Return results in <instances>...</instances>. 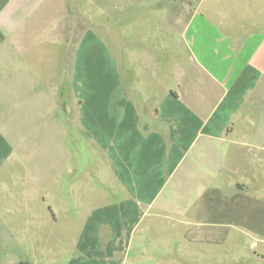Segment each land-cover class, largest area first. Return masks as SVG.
Masks as SVG:
<instances>
[{
    "label": "crops",
    "instance_id": "1",
    "mask_svg": "<svg viewBox=\"0 0 264 264\" xmlns=\"http://www.w3.org/2000/svg\"><path fill=\"white\" fill-rule=\"evenodd\" d=\"M252 1L7 0L0 5V109L9 107L20 117L30 108L34 116L46 117L61 107L69 135L76 136L62 180L54 177L46 185L53 204L66 206L76 198L79 205L73 215L70 209L62 214L67 221H82L75 253L63 264H127L140 219L153 216L148 229L163 220L175 226L170 222L192 213L197 217V205H207L217 189H226L225 195L234 190V204L262 207L264 7ZM53 7L60 19H54ZM86 7L96 12L94 29L86 27ZM112 7L114 18L126 16L125 31L114 25ZM102 16L114 21L102 25ZM3 141L0 136V178L17 177L21 167L4 164ZM87 143L94 182L107 191L104 199L74 196L86 169ZM37 187L30 184L24 199L17 196L23 212L7 209L10 219L0 212V235L35 236L39 220L57 223L54 206L37 213L32 198ZM81 202L106 205L85 212ZM242 207L223 210L224 219L237 221L223 225L264 241V213ZM212 214L208 206L201 208L200 217ZM19 246L2 250L0 264H59L32 258ZM134 250L141 260L130 264H161V259L180 264L175 257L156 256L159 246ZM259 255L264 257V249Z\"/></svg>",
    "mask_w": 264,
    "mask_h": 264
},
{
    "label": "rangeland",
    "instance_id": "2",
    "mask_svg": "<svg viewBox=\"0 0 264 264\" xmlns=\"http://www.w3.org/2000/svg\"><path fill=\"white\" fill-rule=\"evenodd\" d=\"M6 2L7 0H0V5L6 4ZM254 2L256 0L251 3L253 4ZM256 5L264 7V0H257ZM57 8L53 7L55 20L57 17L59 19L62 17ZM72 10L75 14V22H77L78 11L76 7ZM86 10L89 11L85 19L86 27L94 29L91 24L94 21L93 16L97 18L96 12H93L91 7H86ZM114 10L115 7H112V13L109 14L116 20L114 25L123 28L122 30L125 31L126 16L114 18V16L116 17ZM110 16H102L98 20H100L102 25H109L110 21H114L110 20ZM74 18H71L70 21L74 22ZM124 46L126 48L125 44ZM0 110L5 111L4 116L0 115V136L3 137V143L6 147L4 164L6 166L16 165L21 167V172L17 177H14L13 174H5L0 178L1 214L7 215L6 218L10 219L12 216L6 214L7 209L17 211V214L23 212L25 210L23 205L24 196L29 192V185L31 184L33 187L35 182L38 187L35 195L32 194V198H36L34 206L37 213H48L50 212V207L53 206L54 210L58 212L57 223L54 222L52 225L49 223L47 226L46 221L39 220V230L35 236L0 235V255L3 254L4 250H14L16 245L19 244L21 251L29 253L32 258H35L34 255L36 254V258L39 261L51 260L63 264L69 261L75 253L73 251H75V245L79 240L78 231L79 227L81 228L82 221H67L62 214L66 209H70V215H73L79 205L75 204L77 203L76 198L73 201L70 200V204H66V206L63 203L64 209L60 202L53 204L50 197H48L50 193H47L46 185L54 177L62 180L64 165L68 160V150L76 148V136L69 135L62 118L63 110L61 107L51 108L46 117L34 116L35 113L30 108L22 109L20 117H15L9 107ZM38 111L40 109H37ZM50 114L51 116H49ZM84 149L85 167L83 166L82 168L86 169L79 174V179L77 180L80 185L74 189L76 192L74 196L79 198L85 196V198L89 199L90 196L96 195L97 197L102 196V199H104L107 191L104 188H99L97 183L94 182L92 172L94 171L95 163H93L94 160L88 143ZM12 181L19 183V190L12 187ZM225 190L217 189L212 194V198L208 199L207 205L198 204L197 217L192 213L187 217L170 222L175 226L171 227L169 220H163L164 224H160L156 229H148V224L154 220L153 216L140 219L135 238L130 244V246H133V250L129 251L130 258L127 264L133 263L138 259L141 260L139 252L134 250V247L142 244L152 248L155 246L161 247V253L157 252L156 256L159 257L161 254V257H175L176 260L180 261V264H264V257L259 255L261 249H264V241L261 237L242 235L235 230H228L225 228L227 226L223 225L227 222H237L224 219L222 216L223 210L227 213H232L242 207L234 204L235 199L231 196L234 190H231L232 193L230 192V194L227 193L226 195L224 194ZM19 194L23 199L17 200ZM108 200L113 202L111 205L116 204L112 197L109 196ZM252 203L248 202L245 207H242V210L246 211L250 208V210L257 211V213H264V204L257 209ZM79 204L81 211L85 212L90 211L92 207L106 205L103 202L100 205L82 204V202ZM204 206H208L213 214L205 216V218L200 217L201 208H204ZM139 207L142 206L139 205ZM67 210L65 211L66 213ZM11 220L10 222H12ZM179 220L180 223L178 222ZM251 221L261 222L254 221V219ZM262 225L261 231H264V224ZM142 235H144V238L138 240ZM13 254L15 255L16 253ZM163 263L161 259V264Z\"/></svg>",
    "mask_w": 264,
    "mask_h": 264
}]
</instances>
